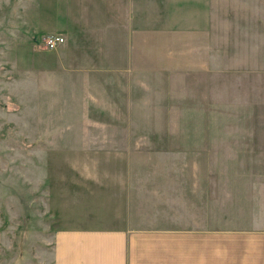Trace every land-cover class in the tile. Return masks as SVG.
Instances as JSON below:
<instances>
[{
  "label": "rangeland",
  "instance_id": "rangeland-1",
  "mask_svg": "<svg viewBox=\"0 0 264 264\" xmlns=\"http://www.w3.org/2000/svg\"><path fill=\"white\" fill-rule=\"evenodd\" d=\"M128 1L130 64L93 80L87 101L89 81L44 69L54 51L43 37L56 31L40 30L64 3L0 0L4 264H51L49 158L60 152L128 153L145 210L164 183L177 227L187 226L192 183L208 186L212 216H264V0Z\"/></svg>",
  "mask_w": 264,
  "mask_h": 264
},
{
  "label": "crops",
  "instance_id": "crops-1",
  "mask_svg": "<svg viewBox=\"0 0 264 264\" xmlns=\"http://www.w3.org/2000/svg\"><path fill=\"white\" fill-rule=\"evenodd\" d=\"M61 2L60 19L51 27L44 26L51 29L40 31L62 33L66 41L52 50L44 69H54L63 76L59 80L89 81L88 101L96 84L93 80H112L114 62L130 64L131 46L121 45L125 39L121 30L131 26L130 3ZM66 72L73 75L64 77ZM89 122L95 123L88 121L87 126ZM66 156L60 152L49 158V202L56 215L51 264H264L263 215L229 220L212 216L208 186L192 183L186 194L187 226L177 227L180 221L173 211V198L167 202L162 195L167 190L164 183L155 191L159 199L150 207L152 212L145 210L149 195L132 187L134 168L128 153L86 148ZM71 159L77 161L68 162ZM137 200H142L141 205ZM3 231L0 226V264L5 257Z\"/></svg>",
  "mask_w": 264,
  "mask_h": 264
},
{
  "label": "built area",
  "instance_id": "built-area-1",
  "mask_svg": "<svg viewBox=\"0 0 264 264\" xmlns=\"http://www.w3.org/2000/svg\"><path fill=\"white\" fill-rule=\"evenodd\" d=\"M43 38L45 46L49 49L57 48L65 42V36L62 33H49Z\"/></svg>",
  "mask_w": 264,
  "mask_h": 264
}]
</instances>
